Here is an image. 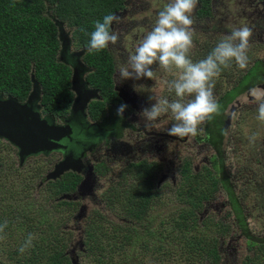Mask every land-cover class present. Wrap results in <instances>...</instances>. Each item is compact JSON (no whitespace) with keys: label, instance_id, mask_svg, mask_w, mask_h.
<instances>
[{"label":"rangeland","instance_id":"1","mask_svg":"<svg viewBox=\"0 0 264 264\" xmlns=\"http://www.w3.org/2000/svg\"><path fill=\"white\" fill-rule=\"evenodd\" d=\"M121 1L124 8L115 14L120 18V23L112 25L119 40L115 46H109L113 52L115 72L119 64L127 61L136 43L151 30L158 12L171 2ZM192 19L193 46L188 55L193 62L206 58L218 41L230 34L234 27L247 26L252 32L247 68L257 60L264 63V2L261 0H211L209 14L199 18L196 6ZM68 28L72 29L65 27V30ZM80 47L73 39L71 49ZM247 68L240 69L234 62L231 67L222 68L220 76L214 79L215 100L234 87L240 73L244 74ZM153 70L156 73L154 80L124 82L139 86L135 92L139 93L146 107L154 103L149 100V96L162 95L170 100L176 99L174 91L167 85L177 78V71L165 70L158 65H154ZM252 89L248 93L241 92V95L230 101V105L229 102L225 106L224 115L233 112L228 128L225 133L222 132L224 169L230 178L251 241L240 233L226 191L217 180L213 153H207L205 149L203 153H197L195 149L186 151L199 158L206 157V163L203 166L199 163L202 169L194 173L192 166L198 168V164L185 153L183 160L188 161V165L184 167L185 176L178 181L176 175L179 172L175 173L165 163L161 166L157 163L163 159V162L168 160V149L161 156L156 155L152 140L151 154L162 160H152L158 165L151 166L150 178L147 179L150 173L143 165H140L139 170L135 166L129 170L110 168V173L99 168L100 185L95 192L98 202L90 204L84 199L62 204L57 203L58 197L74 194V190L55 195V184L37 186L40 177L50 168L52 160L44 163L38 156L29 157L22 166H18L15 148L1 139L0 225L6 221L7 227L0 233L4 237L0 239V264H18L12 250L23 245L29 233L34 236L31 246L35 251L46 247L47 251H62L69 259L68 252L73 248L78 264H264V243L258 242L264 238V121L257 118V104L249 101L254 100L250 95ZM236 102L240 104L236 106ZM217 103L220 113L222 101ZM218 113L207 121V128H212ZM173 122L169 116H162L155 123V129L159 132L167 131ZM143 147L148 151L146 144ZM180 150L185 151L184 145ZM180 156L173 162H179ZM178 166L175 164L174 169ZM106 173H109L113 181L111 185L104 178ZM71 177L78 181V177L73 175L61 181ZM175 179L177 183L173 185L171 181ZM212 179L218 182L212 185ZM141 202L143 207L139 208ZM80 205L86 206L85 215L76 219L74 217ZM182 210L193 213L195 221L179 230L175 228V221ZM182 233L206 236L210 245L213 244L215 256L210 254L208 248L202 247L204 251L194 255L196 262L190 263L191 255L188 257L178 250L176 236ZM78 241L81 242V251ZM94 241L101 247L93 246ZM90 248L94 249L93 252H89ZM97 259H100V263Z\"/></svg>","mask_w":264,"mask_h":264},{"label":"trees","instance_id":"2","mask_svg":"<svg viewBox=\"0 0 264 264\" xmlns=\"http://www.w3.org/2000/svg\"><path fill=\"white\" fill-rule=\"evenodd\" d=\"M261 1L264 2V0ZM210 2L211 0H198L197 16L199 18L209 14ZM122 8L121 0H0V94L3 97L10 95L19 102L23 101L30 90V76H32L40 86V103L48 109L47 111L53 108H65L63 104L69 95V69L55 59L58 43L56 28L52 20L66 23L72 28V37L75 42L79 46L88 48L89 34L93 31L94 22L102 21L105 15L115 14ZM83 60L93 69L86 78L87 82L99 88L101 95H108L111 91L109 55L105 50L98 53H90L87 50ZM263 78L264 63L254 61L244 74L240 73L236 79V85L217 99V101H222L219 115L232 99L251 86L260 83ZM216 123L213 124V130L217 127ZM222 139L223 136L220 133L216 140L209 138V141L219 149ZM217 172V180H221L226 191L236 222L243 234L248 236L242 210L228 183L226 171L220 165ZM217 180L212 179V185H215ZM76 181L77 178L71 177L58 183H52L57 187L55 195L73 191ZM65 202L69 203L66 200H58L57 203ZM138 207L142 208L143 202ZM193 221H195L193 213L189 210H182L175 221V228L185 229ZM176 238L178 250L188 257L191 255L190 263L196 262L194 255L204 251L203 248H208L210 254L215 256L213 244L210 245L208 238L204 235L182 233ZM92 244L98 247L97 241ZM21 246L12 250L18 264H70L62 251L58 252L54 249L47 251L45 247L40 248L38 253L33 246H30L24 253H21L19 252ZM93 250L90 248L89 252ZM74 254L77 256L76 252ZM97 262L100 263V259H97Z\"/></svg>","mask_w":264,"mask_h":264},{"label":"flooded vegetation","instance_id":"3","mask_svg":"<svg viewBox=\"0 0 264 264\" xmlns=\"http://www.w3.org/2000/svg\"><path fill=\"white\" fill-rule=\"evenodd\" d=\"M52 22L53 24L54 22L59 23L61 25L60 26L61 32H63V34L66 35L67 38L69 39V44L67 46L65 45L62 48L61 42L58 39V35H59L58 28L54 24L56 28L55 30L56 40L58 43V47L56 50V60L62 63L63 65H65L66 67H68L69 69V79H68L69 95H67V98L63 104L65 105L64 106L65 108L62 109L53 108L50 111H47L48 109L40 103L41 89L38 84L39 86L38 113L40 118L44 119L48 125H52L55 127L67 126L68 133L58 141L59 144L65 147V150L55 149L44 154L39 153L36 155L28 156L27 158L24 159L23 162H25L26 159H28L29 157L38 156L39 159L44 161V163L50 159L52 160L50 168L46 171L45 174H43L40 177V180L38 181V185H37L38 187H40L44 183H58L66 176H70V175L77 176L78 181L74 186V191H73L74 194L71 193H68L69 195L66 194L70 196V198L66 199V201L73 202L74 200L82 201L85 199L88 200L90 204H94L95 202L99 201V199L97 201V196L95 195V192L100 185V184L98 185L99 168H103L104 171L108 170L110 173V168L112 169L116 167L119 168V170L121 169L129 170L131 168L133 169V167L135 166V168L139 170L141 169L140 165L141 166L143 165L144 167L147 168V171L150 173V176L148 175L147 179L151 177V171H150L151 166L158 165V164H154L152 160H157V158H159L155 156V154L153 155L151 154L152 140H153L152 147L154 151H156V155L161 156L164 153L165 149L166 148L168 149L167 151L169 152L168 160H166V162H163L165 159L162 160L161 158H159L158 161L162 160V162H157V163H160V166L165 163V165H169L175 173L179 172V174L176 175L178 181L181 177L185 176L186 169L184 167L188 165V161L183 160V158L185 157L184 154L187 153L186 152L187 150L195 149L198 150L197 153H203V149H205L207 153L209 152L213 153L217 165V169L219 170L220 165L224 168L223 165L224 151L222 149V144L220 145V148L217 149L209 141V138L211 140H216L220 133L222 132L225 133V130L228 128L230 124L231 114L233 111L226 115H224L225 110L223 111L222 115H219V113L217 114L216 116L217 118L214 119V122H217L216 123L217 127H215L216 128L215 130H213L214 126H212L211 130L207 128L206 125L207 121H206L204 124H202L201 128L203 129V131L201 132V134H198L194 137L193 136H188L184 138L171 137L167 134V131L164 132L157 131L155 129L156 125H154V127H152L151 129H145L144 126L145 122L140 123L143 122L144 120L138 114L144 107H146V105L143 102H141L142 99H140L139 93L133 90L134 89L133 85L124 82L121 84H116L114 78L115 76L118 78V73L113 70L114 69V61L112 58L113 52L110 50V48L105 49V52L109 55L111 61V72H110L111 91L110 93H108V95L104 96L101 95V91L99 88L93 87L86 80L88 74H90L93 71V69L89 67L86 64V62L83 60L84 54L86 53L88 48L80 47L76 50L71 49V45L73 44L72 29L68 28V30H65V27H69V26L64 22H60L55 19H53ZM135 38L138 39L137 37ZM80 51H82L83 53L76 55ZM69 53L71 54L70 57L72 61L71 63L69 60ZM72 68L73 69L75 68L77 70L79 82L82 85V88L85 90L94 91V93L91 96L92 98L90 97V100L86 104V107L82 113L78 111H75L74 113L70 112L75 96L74 93L70 90V79L73 71ZM30 86H31V82H30ZM257 87H259L261 90H264V78L260 83L251 86L249 89L245 90L244 92L248 93L251 88H257ZM136 90L138 91L137 88ZM241 94L242 93H240L239 95ZM239 95H237L236 97H238ZM0 96L3 98L2 94H0ZM6 96H4V98ZM236 97L234 99H236ZM249 101H253V100L250 99ZM216 102L219 101L216 100ZM122 103L126 104L128 107L124 111L123 117L121 118L117 116V108ZM230 104L231 102L229 103V105ZM238 104L240 103L236 102V106H238ZM227 119L229 122L228 125L225 126V121ZM204 137H206V139H204ZM162 141H169V142L164 143ZM189 141H191V143H188ZM144 144H146L148 151L143 149ZM183 145L185 151L180 150L181 148H183ZM68 154H70L73 160L78 162L77 164L74 163L73 166L78 168L79 172H75L69 169L63 172L54 180H45V176L49 172H51L54 166L64 158V155H68ZM187 154L191 156L192 161L194 160L198 164V168L197 167L194 168L192 166V170L195 171L194 173L200 171L202 168L199 167V163L201 164L200 166H203L206 163L205 162L206 157L199 158L197 155H194L193 153L192 154L187 153ZM179 156H180L179 162H173L174 159L178 160L177 157ZM15 158L17 160V165L19 166L20 164L18 162L16 150H15ZM151 163L154 165H152ZM175 164L179 165L177 169H174ZM88 168H91V172L94 176L93 181L90 184V191L87 193L81 191V193H79L76 191V188L78 184L87 175ZM183 168L185 171L182 170ZM109 173L108 174L106 173L104 178H106L109 181L108 185H111L113 181L110 180ZM142 173L144 174L145 171L143 170ZM219 181H220V185H222L220 179ZM171 183L175 185L177 183V180L175 179L174 181H171ZM228 183L232 188L229 177H228ZM114 185H116V183ZM59 197L57 200H63V199H59ZM85 211H86V206H85ZM239 230L246 240L248 241L252 240V237L248 230H247L248 236H245L241 229ZM258 242L264 243V238H260Z\"/></svg>","mask_w":264,"mask_h":264},{"label":"clouds","instance_id":"4","mask_svg":"<svg viewBox=\"0 0 264 264\" xmlns=\"http://www.w3.org/2000/svg\"><path fill=\"white\" fill-rule=\"evenodd\" d=\"M198 0H171L157 14L150 31L140 39L129 53L127 61L117 66L116 84L128 80H154V65L165 70L175 69L176 79L168 83L176 99L165 96H149V107L138 114L145 121V129L154 127L162 116H169L174 121L168 128L171 137L184 138L196 136L203 129L200 127L218 113L219 105L213 96L214 79L220 76L222 68L231 67L234 62L240 69L249 63V39L252 35L247 26L233 28L230 34L218 41L206 58L193 62L189 58V50L193 46L194 21L193 10ZM120 23L115 14H107L102 21L94 22L93 31L89 34L88 51L101 52L109 46H115L118 34L112 30L113 24ZM83 31V29H82ZM69 53L70 63L72 62ZM139 87L134 85V91ZM253 102L257 104L258 119L264 121V90L253 88L250 92ZM186 97L190 99L185 100ZM126 104L117 108V116L123 117ZM7 227V222L0 225V233ZM4 237L0 236V239ZM34 236L29 233L25 243L19 248L24 253L32 245Z\"/></svg>","mask_w":264,"mask_h":264},{"label":"water","instance_id":"5","mask_svg":"<svg viewBox=\"0 0 264 264\" xmlns=\"http://www.w3.org/2000/svg\"><path fill=\"white\" fill-rule=\"evenodd\" d=\"M58 28V39L62 48L69 44V39L61 32L60 24L54 22ZM80 51L76 55L82 54ZM73 69V68H72ZM31 88L24 101L19 102L14 97L8 95L5 98L0 96V139L6 141L16 150L18 162L21 165L28 156L39 153H47L55 149H63L65 147L58 141L67 135V126L55 127L48 125L44 119L40 118L39 109V86L38 83L30 76ZM70 90L74 93V101L71 106V113L75 111L83 112L86 104L94 91L85 90L79 82L78 72L74 68L70 79ZM92 98V97H91ZM228 119L225 126L228 125ZM78 163L72 159L70 154L64 155V158L57 163L53 170L45 176V180H54L67 170L79 172V169L73 166ZM91 168L87 169V175L78 184L76 191L87 193L90 191V184L93 181ZM83 194V193H82ZM70 196L62 195L59 199H69ZM78 213L74 218L79 219L85 214V206L78 208ZM81 251V242H77ZM70 264H78L77 256L73 252V248L68 252Z\"/></svg>","mask_w":264,"mask_h":264}]
</instances>
